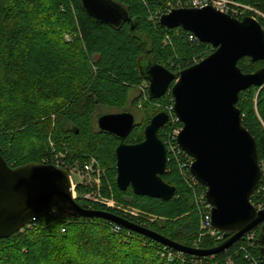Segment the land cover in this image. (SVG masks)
Here are the masks:
<instances>
[{"label": "trees", "instance_id": "trees-1", "mask_svg": "<svg viewBox=\"0 0 264 264\" xmlns=\"http://www.w3.org/2000/svg\"><path fill=\"white\" fill-rule=\"evenodd\" d=\"M71 1L0 0V154L11 168L42 162L41 155L47 152L44 148L46 142L43 143V141L47 139L48 135L46 134L51 125L47 120L39 121V118L52 113L56 115L53 130L54 140L57 143L58 141L72 140L73 143L81 144L87 153H95L92 155L98 159L100 167L104 168L102 158L96 154L97 139H95V135L112 139L116 147L119 141L111 134L96 131L90 124L93 115L87 116L90 120L88 123L83 119L90 111L93 114L97 107L108 106L109 99H114V97H118L119 102L124 98L122 101L124 104L126 96L124 97L123 92L120 91L123 87L121 89L112 76L126 80L130 74V68H134V77L144 80L140 74L139 63L145 60L153 61L169 69L165 62L169 60L167 57L172 52L168 49L167 52L161 51L158 32L159 34L173 31L178 33L179 40L176 45L179 54L190 56L192 53H198L203 47H210L199 41L190 43L187 39L188 33L181 29L168 30L159 24L156 27L158 30L153 31L151 23L146 22V17L143 14V12L145 13L143 3L152 9H163L167 0H114L127 10L135 27L133 31L127 23L118 28L99 24L83 11L80 0ZM229 1L245 4L250 6L253 11H257L260 16L251 12L248 15L256 19L264 28V0ZM45 9L47 11H43ZM163 12H160L159 15ZM229 15L239 20L243 18ZM67 29L73 31L77 29L81 35V41L85 42L89 50L94 43L93 33H101L113 39L123 38L122 40L127 42L126 45L118 43L119 45L116 47L106 42L104 45L110 47L99 48L103 62L101 72L98 74V82L93 86H84L77 78V80H73V83L71 82V88L67 90L62 75L53 72V69H48L52 68V62L45 65L40 63L38 67L35 63L31 68V62L35 56L33 47L38 44L50 47L58 45L61 49L70 52L65 63L70 64V69L74 71L71 78L79 69L83 70L86 76L88 75L89 69L84 59L85 52L79 40L74 41L71 45H65L61 41L60 34L62 30L67 31ZM134 44L140 47L142 54L136 59L126 52V49ZM189 45H195V47ZM192 64V61L189 60L184 66L187 68ZM238 66L243 73H247L259 69L263 63H251L249 59L243 58L238 62ZM121 68L128 69L129 73L126 70L122 71L124 69ZM115 86L116 88H114ZM246 92L248 91L239 94L238 107L240 104L244 106L240 99ZM149 99L154 100L150 97ZM243 108L241 107V109ZM249 115L251 116V114ZM242 124L255 138L259 163L264 164V129L258 126L259 123L255 118L249 116L242 118ZM72 127L78 128L77 135L71 131ZM135 130L129 137V143L138 144L143 140L141 137L137 141H131ZM162 130L163 128L158 132V138L161 141ZM43 131L45 134H42ZM31 136H34L35 139L29 141ZM19 142L23 145L27 143L30 147L29 151L22 154L24 152L22 150L20 155L19 150L22 146L17 144ZM15 145H18V151L13 147ZM115 146H113L112 152H115ZM114 158L115 155L111 158L113 165L115 164ZM45 160L50 163L49 158L45 157ZM168 166L169 163L166 168ZM107 173V176H110L109 172ZM113 175L116 176L115 171ZM165 175L166 173L161 176L162 180L176 189L175 197L169 202L154 198H139L132 193L130 188L125 192L118 190L119 195L123 197V202L127 205H137L141 199L160 204V206H155L160 208L159 211L154 209V212H159L165 218L161 224L155 223L149 227L116 210L87 204L80 199L79 204L97 211L111 213L130 223L145 227L170 241L186 247H193L198 237L199 219L197 216L179 222H170L180 212L175 206V198L178 196L183 204L181 210L192 209L189 192L182 187L181 183H178L179 180L177 184L174 180L167 181ZM112 186L113 190L117 191L116 184L113 183ZM88 190V187H76L79 194ZM102 195L105 197L108 195L104 185ZM251 203L255 209L260 207L259 211L264 210V177L252 197ZM64 219L53 220L50 216H45L33 222L30 228H24L23 231L20 230L6 239H0V264H190L192 260H195L196 264H264L263 257L260 255L261 244L259 243L260 234H264V225L263 231H255L253 242L249 241L248 236H245L238 240L235 239L227 249L203 259L187 255L183 262L175 260L168 263L160 256L163 245L145 236L124 228H122V233H115L111 230L113 223L99 218H75L65 215ZM127 233L130 234L129 243L124 242ZM220 243L205 237L197 248L210 249Z\"/></svg>", "mask_w": 264, "mask_h": 264}, {"label": "water", "instance_id": "water-1", "mask_svg": "<svg viewBox=\"0 0 264 264\" xmlns=\"http://www.w3.org/2000/svg\"><path fill=\"white\" fill-rule=\"evenodd\" d=\"M83 11L99 24L118 28L134 24L126 9L114 0H80ZM160 26L181 29L213 48L201 61L173 74L161 65L139 63L149 83L148 95L159 99L169 91L173 113L182 125L176 143L192 160V178L205 189L211 206V224L227 239L210 249L186 247L111 213L80 205L72 198L66 169L42 163L11 168L0 154V239H6L39 218L59 211L75 218H99L127 231L145 236L168 249L203 259L227 249L233 241L263 231L264 210L251 199L261 182L255 138L243 126L237 107L239 94L251 87H264V29L253 17L236 19L213 7L177 8L159 16ZM247 58L263 66L243 73L238 62ZM97 119L101 133L119 141L115 148V184L120 192L169 202L176 189L165 183L167 154L158 132L169 121L159 112L143 131V140L127 144L136 124L131 113L103 114ZM78 134L76 127L71 129ZM264 260V234L259 236Z\"/></svg>", "mask_w": 264, "mask_h": 264}, {"label": "rangeland", "instance_id": "rangeland-1", "mask_svg": "<svg viewBox=\"0 0 264 264\" xmlns=\"http://www.w3.org/2000/svg\"><path fill=\"white\" fill-rule=\"evenodd\" d=\"M71 1V0H70ZM72 2V1H71ZM184 0H167L165 7L163 9H152L150 6L143 3V7L145 8V13L143 14L146 17V22L151 23L150 25L153 27V31L157 29L156 27L159 25V16L166 13V10L170 9H177L176 6L180 5V3H183ZM233 8L235 10V16L237 17H245L249 16L248 13H255V15L260 16L257 11H253L250 6H247L242 3L232 2ZM72 7V6H71ZM72 10L74 11L73 7ZM42 11V10H40ZM47 11V9L43 10ZM164 11L159 15L160 12ZM74 14V12H72ZM251 17V16H250ZM264 29V28H263ZM158 30V29H157ZM156 30V31H157ZM158 32V31H157ZM101 36H100V35ZM95 36L93 40V44L91 45L92 48L90 50L85 45V42L81 41V35L79 31L76 30H62L60 36L61 41L65 45H71L74 43V41L79 40V43L83 46L84 52H85V62L88 66L89 73L86 76L85 72L81 69L77 73H75V76L71 78V76L74 74V71L70 69L67 59L70 56V52H67L64 49H61L58 45L47 46V45H36V47H33V50L35 51V56L33 58V61L31 62V68L34 67V64L36 63L37 67L42 64H51L52 62V68H48L52 70L53 72L60 73L62 78L64 79L65 86L68 89L71 88V84L73 83V80H78L83 84L84 86L90 87L93 86L98 82V74L101 72V66L103 62V56L100 52L99 48H108L109 45H104L106 42L110 44L111 46L114 45V47L120 45H126L127 42L123 41L120 38H108V36H104L101 33H93ZM157 35L160 38V49L163 52H167L170 50L172 53L169 57H167L169 60L165 63H167L169 67V71L172 72L174 75L179 73L181 70L186 68L184 65L188 63L189 60L192 61L194 64L201 61L205 57H207L212 52V48L206 47L201 48L198 53H192V55L187 56L184 54H179L177 52V41L179 40L178 33L176 31L173 32H164V33H157ZM66 37L70 38V41H67ZM99 40V41H98ZM97 46V47H95ZM190 47H195V45H189ZM126 47V46H125ZM168 49V50H167ZM191 50V48H189ZM126 52L129 53L131 56L138 58L141 54L140 47L137 46V44H134L129 49H126ZM184 53V52H183ZM157 54V53H156ZM72 55V53H71ZM184 55V56H182ZM158 57V56H157ZM106 58V57H105ZM189 58V59H188ZM120 61V60H118ZM142 66H147V60L142 61ZM184 67V68H183ZM130 68V66H129ZM261 68V67H260ZM122 71L128 72L126 68ZM167 69V68H166ZM138 70V69H137ZM258 69L254 70L253 72L257 71ZM134 68H130V74L126 77V80L118 79L116 76H112L114 81L119 84V86L123 87L121 93L123 92V96H126L124 104H122V101H124V98L119 102L118 97H114V99H109L108 106H99L97 109L94 110L93 114L92 111H90L86 117H84L83 121H86L87 123L90 122L88 115H93V118L91 117V123L94 127V129L97 131V119L100 115L103 114H116L121 112H128L131 113L135 118V123L137 124L136 130L134 132V135L132 136V142L137 141L141 137L143 138V131L145 126L148 124L152 116L159 112H165L168 113L171 118L170 122L167 123L161 133L162 142L165 145L167 156H169V163L168 168L165 169L166 177L165 179L167 181L174 180L177 184L181 183L182 187L184 189H187L190 196V203L192 206V209L190 210H181L183 208V204H181L180 196L175 198L176 207L179 209V214L176 217H173L170 222L174 223L176 221H181L183 219H190L194 218L195 215L197 218L198 211L196 208V202L199 201L201 195H202V189L197 188L196 185H194V182L192 181V178L189 176L188 172L185 170L179 169V164L181 162L185 163L187 160L184 157H181L179 154H177V149L174 145V139L176 137L177 129L182 128V126L175 120L174 116L172 115V112L170 111L171 107L173 106V100L172 96L170 95L169 91L167 94H165L163 97L155 100H150L148 95V86L149 83L146 80H139L136 79L133 75ZM253 72H247V73H253ZM129 73V72H128ZM109 74V73H108ZM72 82V83H71ZM116 84V83H115ZM116 88V86L114 87ZM245 91L244 95L241 96L240 102H243L244 106L240 104L238 107L241 111L242 118H246L247 116L251 118H255L257 122L259 123L258 126H261L264 129V87L262 88H249ZM246 101H250L247 102ZM238 103V102H237ZM246 103V104H245ZM123 105V107H121ZM241 107H244L241 109ZM251 114V116L249 115ZM55 118L56 115L54 113L40 117L39 121H49L51 127L49 128V131L46 135L47 139L44 142H46V148L47 151L45 154H39L41 155V163H44L45 157L51 159V162H55L56 160L61 161L64 163L66 169L71 171V176L73 178L74 184L83 183L85 184L88 181L87 176L79 175L77 171H81L83 165L85 163H90L92 160L97 162L98 159H96L92 154L95 153H87L85 149H83L81 144H77L76 142L73 143V141L65 140V141H58V143L54 140V128H55ZM77 128V127H76ZM78 129V128H77ZM83 133V130H82ZM31 134V133H30ZM42 134H45L44 131ZM77 135V134H76ZM32 139H35L34 136H31L29 141ZM96 145H97V151L96 154H99L102 158V162L104 165V168H101L103 170V175L101 177V183L102 187H106L108 195L106 198L110 201L112 204V207L102 206L106 207L107 209L116 210L117 212L126 215L130 218H134L137 221L142 222L143 225L152 226L155 223L161 224L165 221V218L162 214L159 212H154V209H157L159 211L160 208L155 206H160V204L152 203L150 201H146L145 199H141L138 201L137 205H127L123 202V197L119 195L118 189L117 191L113 190L112 184L115 183L116 176L113 175L115 171V164L112 163V157L114 156V152H112L113 146H115V142L110 138L102 137L100 135H95ZM37 143V140H35ZM39 142V141H38ZM18 145H21L22 148L19 150V154L21 155V151L24 150L22 154H24L26 151H29V145L27 143H17ZM18 145L13 146L15 150L18 151ZM116 147V146H115ZM115 149V148H114ZM113 155V156H112ZM40 159V157H39ZM261 164V163H260ZM100 166V165H99ZM107 172H109L110 176H107ZM78 173V174H77ZM107 173V174H106ZM116 173V171H115ZM175 177V178H173ZM105 182V183H104ZM104 183V184H103ZM196 183V182H195ZM117 188V187H116ZM79 203V199H75ZM153 205V206H151ZM167 211V210H166ZM199 235V234H198ZM134 239V237H132ZM126 240V241H124ZM124 242L129 243L128 240H131L130 238L125 235ZM51 256V255H50ZM83 258V257H81Z\"/></svg>", "mask_w": 264, "mask_h": 264}, {"label": "built area", "instance_id": "built-area-1", "mask_svg": "<svg viewBox=\"0 0 264 264\" xmlns=\"http://www.w3.org/2000/svg\"><path fill=\"white\" fill-rule=\"evenodd\" d=\"M204 7H213V9H215L221 13L227 14V15H229V14L234 15L236 13L234 8H233V4L229 0H184L183 3H180V5L176 6V8H204ZM168 12H170V9L166 10V13H168ZM66 38H67L66 39L67 41H70L69 40L70 38H68V37H66ZM187 39L190 43L198 42L197 38L194 35H192L191 33L187 34ZM210 48H212V47L210 46ZM212 52H213V48H212ZM194 64H195V62H194ZM170 111L172 112V115L174 116L175 120L179 124H181L173 113V106L171 107ZM170 118H171V116L169 115L168 123L170 122ZM180 131H181L180 129H177L176 137L174 139V145H175V148L177 149V154H179L181 157L186 158L187 161L185 163L181 162L179 164V169L185 170L186 172H188L189 176L192 178L190 171H189V168H190V165L192 164L193 160L188 155H186L184 152H182L176 143V139H177ZM49 161H50V163H47V160H45L44 163L56 165V166H59V167L66 169L64 163L59 161V160L58 161L56 160L54 163L51 162V159ZM167 161H169V156H167ZM259 166H260V170H261V175H262L261 180H262V178L264 177V164H260ZM66 170L68 171L69 176H70L72 195L74 194V196H72V198L80 199L81 201H83L85 203L87 202V204H95V205H100V206L112 207V204L110 203V201L104 195H102L101 177L103 175V173H102L103 170L100 168V166H99V164H97V162L92 160L90 163H85L83 165L81 171H77L78 173H80L79 175L87 176L89 178L85 184H83V183H78L77 185L74 184L73 178L71 176V171H69L68 169H66ZM192 181L194 182V185H196L197 188L202 189V191H201L202 195H201L199 201L196 202V208H195V209H197L198 216H199V218H198L199 219V222H198V234L199 235H197L198 237L193 244V247H195V249H196L198 247V245L200 244L201 240L205 237L212 238V240L214 242L220 243L224 240L225 236L223 235V233L221 234L220 232L216 231L210 222L211 221V206L206 201L205 189L201 185H199L195 181L194 178H192ZM77 186L88 187L89 190L79 194L76 191ZM259 209H260V207H258L256 210L259 211ZM48 216H50L53 220H65L64 219L65 214L62 212L59 213V211L54 212ZM31 224L25 226L24 228H30ZM24 228H22V229H24ZM22 229H20V230L23 231ZM111 230L115 233H122V227L116 226L115 224L112 225ZM62 231L64 232V229ZM125 235L128 238H130V234L127 233ZM248 239H249V241L253 242V240L255 239V232L250 233L248 235ZM160 251H161L160 252L161 258L165 259L166 262H168V263L174 262L175 260L183 262L185 256H187V255L183 254V252L182 253L175 252V251L168 249V247H165V246H162ZM190 264H196V261L192 260L190 262Z\"/></svg>", "mask_w": 264, "mask_h": 264}, {"label": "flooded vegetation", "instance_id": "flooded-vegetation-1", "mask_svg": "<svg viewBox=\"0 0 264 264\" xmlns=\"http://www.w3.org/2000/svg\"><path fill=\"white\" fill-rule=\"evenodd\" d=\"M135 124H136V123H135ZM136 126H137V124H136ZM136 126H135V127H136ZM134 130H135V128H134ZM134 130H133V131H134ZM131 134H132V133H131ZM129 137H130V136H129ZM129 137L126 139L125 143H127V144H132V143H129V142H128ZM118 144H119V143H118Z\"/></svg>", "mask_w": 264, "mask_h": 264}, {"label": "bare ground", "instance_id": "bare-ground-1", "mask_svg": "<svg viewBox=\"0 0 264 264\" xmlns=\"http://www.w3.org/2000/svg\"><path fill=\"white\" fill-rule=\"evenodd\" d=\"M72 196H74V194Z\"/></svg>", "mask_w": 264, "mask_h": 264}]
</instances>
